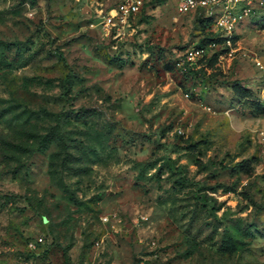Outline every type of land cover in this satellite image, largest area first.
I'll return each mask as SVG.
<instances>
[{"label": "rangeland", "instance_id": "obj_1", "mask_svg": "<svg viewBox=\"0 0 264 264\" xmlns=\"http://www.w3.org/2000/svg\"><path fill=\"white\" fill-rule=\"evenodd\" d=\"M107 1L0 0V264H264V2Z\"/></svg>", "mask_w": 264, "mask_h": 264}, {"label": "built area", "instance_id": "obj_2", "mask_svg": "<svg viewBox=\"0 0 264 264\" xmlns=\"http://www.w3.org/2000/svg\"><path fill=\"white\" fill-rule=\"evenodd\" d=\"M109 1V2H108ZM107 9L102 14L101 25L110 31L119 34L121 29L130 24L133 17L139 12L146 0H108ZM241 2H244L242 5ZM263 3L264 0H175V8L179 13L189 11H205L206 15L213 18L216 32L223 38L226 45H231L235 28L245 20L251 10L250 3ZM202 48H193L186 53L189 64H193ZM182 61H177L181 65ZM38 241H42L39 237ZM36 242V241H35ZM32 246V243H29Z\"/></svg>", "mask_w": 264, "mask_h": 264}, {"label": "trees", "instance_id": "obj_3", "mask_svg": "<svg viewBox=\"0 0 264 264\" xmlns=\"http://www.w3.org/2000/svg\"><path fill=\"white\" fill-rule=\"evenodd\" d=\"M215 36L223 42V38L217 32H215ZM200 47H202V45Z\"/></svg>", "mask_w": 264, "mask_h": 264}]
</instances>
